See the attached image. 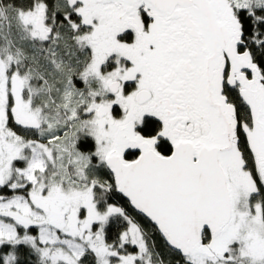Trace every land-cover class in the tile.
I'll return each mask as SVG.
<instances>
[{"label": "snow or ice", "instance_id": "6c2138e0", "mask_svg": "<svg viewBox=\"0 0 264 264\" xmlns=\"http://www.w3.org/2000/svg\"><path fill=\"white\" fill-rule=\"evenodd\" d=\"M0 264H264V0H0Z\"/></svg>", "mask_w": 264, "mask_h": 264}]
</instances>
